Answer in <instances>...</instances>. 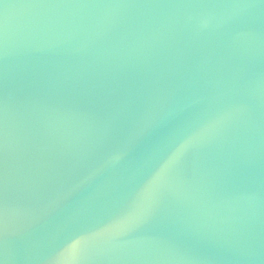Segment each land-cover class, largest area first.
Listing matches in <instances>:
<instances>
[{
	"label": "water",
	"instance_id": "water-1",
	"mask_svg": "<svg viewBox=\"0 0 264 264\" xmlns=\"http://www.w3.org/2000/svg\"><path fill=\"white\" fill-rule=\"evenodd\" d=\"M0 264H264V0H0Z\"/></svg>",
	"mask_w": 264,
	"mask_h": 264
}]
</instances>
